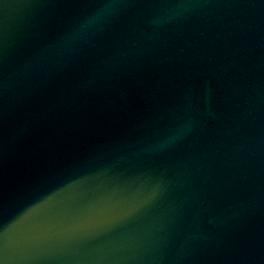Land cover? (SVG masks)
Listing matches in <instances>:
<instances>
[{
	"label": "water",
	"instance_id": "1",
	"mask_svg": "<svg viewBox=\"0 0 264 264\" xmlns=\"http://www.w3.org/2000/svg\"><path fill=\"white\" fill-rule=\"evenodd\" d=\"M0 264H264V0H0Z\"/></svg>",
	"mask_w": 264,
	"mask_h": 264
},
{
	"label": "clouds",
	"instance_id": "2",
	"mask_svg": "<svg viewBox=\"0 0 264 264\" xmlns=\"http://www.w3.org/2000/svg\"><path fill=\"white\" fill-rule=\"evenodd\" d=\"M121 7L122 5L119 3H110L103 9L98 10L93 16L86 19L82 28L70 37L68 51L70 52L76 45L87 43L94 36L96 31H101L103 29L108 18L115 15ZM180 7H185V5H181Z\"/></svg>",
	"mask_w": 264,
	"mask_h": 264
}]
</instances>
